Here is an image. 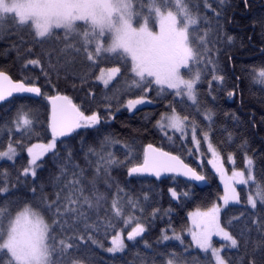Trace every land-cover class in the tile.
I'll return each instance as SVG.
<instances>
[{"label":"snow or ice","instance_id":"6c2138e0","mask_svg":"<svg viewBox=\"0 0 264 264\" xmlns=\"http://www.w3.org/2000/svg\"><path fill=\"white\" fill-rule=\"evenodd\" d=\"M243 2L248 5V0ZM230 4L231 0H0V38L18 37L0 54L14 51L21 63L18 79L0 70V111L4 113L0 140L7 136L6 146L0 148V161L7 164L0 166V264H97L92 246L112 254L113 264H119L116 254L128 248L125 229L131 228L126 239L133 244L148 230L144 215L149 194L143 192L141 198L126 192L112 175L114 169L131 163L133 144L103 134L99 113L86 114L70 96L60 94L58 84H52L53 72L57 81L61 75L73 80V88L76 80L83 87L94 77L106 90V107L110 109L115 99L117 111L125 107L131 112L151 103L153 91L164 99L172 97L166 106L169 111L160 113L155 127L165 136L171 130L173 136L168 138L183 141L182 146L193 144L190 156L200 152L202 144L211 153L208 163L224 185L218 197L223 204L188 213V245L184 244L185 229L173 228L171 236L167 229L161 233L160 241H178L182 251L168 245L163 250L153 248L145 240L144 247L152 255L140 258L139 264H264V180L256 176L258 159L264 176V155L257 158L245 153V167L233 168L229 175L209 130L214 113L208 100H216L214 85L225 80L220 57L236 39L222 23L225 6ZM258 23L264 29V16ZM102 63L113 66L100 67ZM37 68L57 94H47L38 86L39 76L27 75ZM253 82L264 86V67L253 69ZM109 92H113L111 97ZM88 95L95 99L93 92ZM233 95L228 92L229 97ZM41 100L47 102L45 110L50 106L46 119L51 138L47 143H31L39 139L36 125ZM188 110L191 119L182 114ZM201 113L208 126L202 127L195 118ZM81 129L97 135L90 141L82 138L79 147L65 142L80 136ZM58 144L63 145L62 155ZM118 144L123 160L112 150ZM23 151L27 163L17 169ZM49 153L58 174L49 172L43 177L40 172ZM226 159L235 162L232 153ZM164 173L194 182L208 179L179 155L152 144L144 148L142 163L127 167L128 177L148 174L159 179ZM236 184L250 186L246 204L251 211L229 217L230 204L240 202ZM168 191L174 200L190 195L175 188ZM160 212L153 207L151 217ZM253 232L258 239H252ZM109 236L111 246L105 247ZM214 236L224 242L220 247L213 243ZM193 246L202 258L191 255ZM231 250L234 255L228 254Z\"/></svg>","mask_w":264,"mask_h":264},{"label":"trees","instance_id":"16d2710c","mask_svg":"<svg viewBox=\"0 0 264 264\" xmlns=\"http://www.w3.org/2000/svg\"><path fill=\"white\" fill-rule=\"evenodd\" d=\"M262 16H264V0H248L247 6H245L243 0H231V4L225 6L222 16L224 30L236 39L232 46H225V50L220 57V74L224 75L225 80L222 85L218 83L214 85L216 90L213 95L216 96V100L212 101L210 98L208 100V107L214 113L213 122L209 128L212 141L218 146L224 157L229 153L234 155L235 165L239 169H243L244 167L245 153L250 156L255 155L257 158L264 155V122H262V117H264V86L253 82V69L258 70L264 67V52L261 51V49H264V29L258 23L259 18ZM26 38L30 39L27 36ZM13 41L18 42V37H13L12 39L0 38V52L9 49ZM229 56L232 58L229 59ZM111 66L113 65L109 63H102L100 65V67L105 68ZM0 70L8 73L13 79L20 78L21 63L16 59L14 51H9L7 55L0 54ZM95 72L98 75L99 69H95ZM27 75L32 77L39 76L38 86H41L47 94H57V89L47 84L39 68L35 69V71L27 72ZM51 79L52 84H58L59 93L70 96L74 103L81 106L82 110H85L86 114L90 115L94 111L99 113L101 118L100 128L103 134L111 135L123 143L133 144L135 155L127 167L142 163L144 148L148 144H152L164 151L179 155L185 163L207 176V185L199 188L193 183L174 176L161 180L145 176L128 177L127 167L114 169L112 172L113 177L119 181L120 186L126 192H130L135 196H141V198V194L147 192L151 198L144 215L148 230L144 234L143 239L137 238L139 243L133 244V242H129L126 239V233L130 228L125 229L124 237L128 248L124 253L116 254L117 257L121 258L119 264H139L140 258H150L152 255L151 249L144 247L145 240L153 248L163 250L165 245H168L170 249L174 248L176 251H182V246H180L178 241H160L161 233L167 229L168 235L171 236L173 228L177 232H180L181 229H186L189 223L187 214L198 207L203 210L210 207L213 203L219 202L218 197L222 194V188L219 185L217 176L206 161L196 163L193 157L188 155L191 143L182 146L184 142L175 139V137L170 141L155 127L160 113L169 111L166 106L172 100V97L169 96L167 99H164L153 91L149 94L150 104L137 107V109L131 112L125 107H120L117 111L115 99L111 100L112 106L110 109L106 107L108 103L104 98L106 90L104 86L96 82L94 77L83 84V87H81V82L76 80L75 88L72 87L73 80H65L63 75L57 81L56 74L53 72ZM90 91L95 94V99L88 95ZM204 91H207L206 86ZM228 92H234V95L229 97ZM108 95L111 97L113 92H109ZM127 98L129 97H125V99ZM44 105H46V102L43 100L38 105L41 112L40 122L36 125L39 139L33 138L31 143H47L51 138L46 119L49 114L48 107L45 110ZM177 110L179 111V108ZM182 114H188L190 119L193 118L190 110ZM0 117H4L3 111H0ZM195 118L202 127L208 126L209 122L204 120L202 113ZM78 131L81 133L80 136H76L74 140L69 139L65 142L79 147L82 138H88L90 141L92 137L97 135L91 129L87 131L81 129ZM73 135L75 136V134ZM245 141L247 142L246 145ZM6 144L7 136L5 135L0 140V148L6 146ZM58 149L62 155L63 145L58 144ZM112 150L116 152L121 160L124 159L122 145L118 144ZM20 156L22 159L18 157L16 162L17 169L27 163V152H21ZM44 159L46 162L40 175L47 177L49 172L58 174L51 153ZM79 162L82 163V160ZM10 163L8 162V164ZM0 166L6 167L7 164L1 161ZM261 166L258 159L256 171L258 180H264V176L259 171ZM29 183H31V180H29ZM169 188H175L178 193L188 191L190 193L189 198L185 199L181 196L179 200H174L168 191ZM48 190L51 192V187ZM101 190H103L102 183ZM238 193L240 202L239 204H230L231 211L229 212V217L231 215H239L240 211H251L246 204L247 190L240 188ZM153 207L161 209L160 214L154 219L151 217ZM168 209L172 210L171 213L165 214ZM183 236L184 244L188 245L190 243L189 237ZM251 236L253 240L258 239L255 232ZM213 240L216 244L218 243L215 239ZM157 241H160V243L157 244ZM104 243L105 247L110 246V236ZM92 247L97 264H113L112 254L95 246ZM137 253H139V256ZM228 254L234 255L235 250H231ZM191 255L203 257V254L199 250L193 248L191 249Z\"/></svg>","mask_w":264,"mask_h":264},{"label":"rangeland","instance_id":"374dc122","mask_svg":"<svg viewBox=\"0 0 264 264\" xmlns=\"http://www.w3.org/2000/svg\"><path fill=\"white\" fill-rule=\"evenodd\" d=\"M96 82H97L98 84L102 85L99 81H96ZM102 86H103V85H102ZM148 104H150V103L146 102L144 105H148ZM140 106H143V105H138L137 107H140ZM161 133H162V132H161ZM162 135H163L164 137H166L167 139H169L168 137H169V136H173V133H172L171 130H168V136H165L163 133H162ZM175 135L179 136V133H176ZM169 140H170V139H169ZM189 140H190V136H189ZM170 141H171V140H170ZM190 149H195V146L192 144L191 147H190ZM191 157H193V160H194L196 163H201L202 161H206V163L208 164V166L212 169V171L215 173V175H216L217 178H218L219 185H220V187L222 188V194H221V196H222L223 193H224V185H223V183L221 182L220 177L216 174L215 170L212 168L211 164L208 163V161L212 158V156H211V153L207 151V145H206V144H202V147H201V149H200V152H195V151H194L193 154L191 155ZM226 157H227V156H226ZM226 157H225V159H224V167H225L226 169H228V174L231 175V171H232L233 168H236V169H238V170H239V168L236 167L235 162H234V164H233L232 162H229V161L226 159ZM0 162H1V161H0ZM244 167H245V164H244ZM244 167H243V168H244ZM234 186L236 187L237 192H238V190H239L240 188H245V189L247 190V196H248V194H249V190H250V186H249V185L236 184V185H234ZM253 190H254V189H253ZM217 203H219V204H223L222 201H219V202H217ZM232 204H235V203L233 202ZM194 211H195V210H194ZM190 212H192V211H190ZM187 217H188V214H187ZM188 222H189V223H188V227H191V223H190V220H189V219H188ZM188 227H187V228H188ZM129 228H130V227H129ZM187 228H186V229H187ZM186 229H185L183 235L188 236L189 239H190V241H191V236L188 234V232L186 231ZM130 230H131V228L129 229V231H130ZM126 236H127V233H126ZM213 239H215V240L218 242V243L216 244V243L214 242V240H213V243L215 244L216 247H220L221 244L224 243V242L220 239V237H216V236H214ZM110 246H111V245H110ZM193 249H195L194 246H193ZM197 250H198V249H197Z\"/></svg>","mask_w":264,"mask_h":264},{"label":"water","instance_id":"95a60500","mask_svg":"<svg viewBox=\"0 0 264 264\" xmlns=\"http://www.w3.org/2000/svg\"><path fill=\"white\" fill-rule=\"evenodd\" d=\"M27 95H31V94H27ZM46 102V101H45ZM46 104H47V102H46ZM48 113L50 114V106H48ZM48 114V115H49ZM49 130V132H50V129H48ZM50 134H51V132H50ZM147 147V146H146ZM145 147V148H146ZM155 147V146H154ZM157 148V147H156ZM174 155V154H173ZM143 176H145V177H149V178H152V179H155V180H161V179H165V178H167V177H169V176H174V177H177V178H180V179H182V180H184V181H187V182H190V183H193V184H195L197 187H199V188H203V187H205L206 185H207V182L205 183V182H198V181H190L187 177H184V176H177L176 174H173V173H164V174H162V176L159 178V179H157L155 176H151V175H148V174H144Z\"/></svg>","mask_w":264,"mask_h":264}]
</instances>
